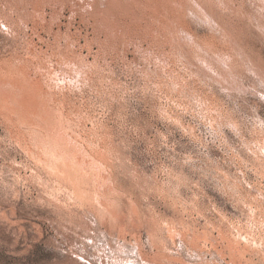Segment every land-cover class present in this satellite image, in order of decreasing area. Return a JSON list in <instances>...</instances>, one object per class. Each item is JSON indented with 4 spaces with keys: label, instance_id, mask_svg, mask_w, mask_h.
Segmentation results:
<instances>
[{
    "label": "rangeland",
    "instance_id": "rangeland-1",
    "mask_svg": "<svg viewBox=\"0 0 264 264\" xmlns=\"http://www.w3.org/2000/svg\"><path fill=\"white\" fill-rule=\"evenodd\" d=\"M0 113V264H264V0H0Z\"/></svg>",
    "mask_w": 264,
    "mask_h": 264
},
{
    "label": "bare ground",
    "instance_id": "bare-ground-1",
    "mask_svg": "<svg viewBox=\"0 0 264 264\" xmlns=\"http://www.w3.org/2000/svg\"><path fill=\"white\" fill-rule=\"evenodd\" d=\"M39 53H40V52H39ZM40 54H41V53H40ZM42 54H43V53H42ZM35 55H36V54H35ZM28 56H29V55H28ZM31 56H32V55H31ZM31 56H30V57H31ZM24 57H25V56H24ZM39 57H40V55H39ZM39 57H38V58H39ZM20 58H21V57H20ZM34 58H35V57H34ZM34 58L32 57V59H34ZM35 59H36V58H35ZM42 59H43V58H42ZM61 59H62V58H61ZM38 60H40V59H38ZM47 60H48V59H47ZM47 60H46V61H47ZM55 60H56V59H55ZM21 61H22V60H21ZM25 61H26V60H25ZM27 61H28V60H27ZM44 62H45V61H44ZM49 62H50V61H49ZM29 63H30V62H29ZM57 63H58V62H57ZM8 64H9V63H8ZM13 64H14V63H13ZM15 64H16V63H15ZM20 64H21V63H20ZM45 64H46V63H45ZM54 64H55V63H54ZM61 64H62V63H60V65H61ZM37 65H38V64H37ZM43 65H44V64H43ZM55 65H56V64H55ZM60 65H59V66H60ZM62 65H63V64H62ZM62 65H61V66H62ZM16 66H17V65H16ZM18 66H19V65H18ZM39 66H40V65H39ZM48 66H49V65H48ZM56 66H57V65H56ZM56 66H55V67H56ZM59 66H58V67H59ZM14 67H15V66H14ZM45 67H47V66H45ZM64 67H65V66H64ZM64 67H63V68H64ZM38 68H39V67H38ZM50 68L52 69V67H50ZM60 68H61V67H60ZM34 69H35V68H34ZM65 69H66V68H65ZM48 70H49V69H48ZM59 70H60V69H59ZM62 70H63V69H62ZM1 71H2V70H1ZM39 71H40V70H39ZM49 71H50V70H49ZM52 71H53V70H52ZM41 72H42V71H41ZM46 72H47V71H46ZM54 72H55V71H54ZM58 72H59V71H58ZM43 73H45V72H43ZM49 73H51V72H49ZM59 73H63V72H59ZM11 74H12V73H11ZM54 74H57V73H54ZM54 74H53V76H54ZM64 74H65V73H64ZM17 75H18V74H17ZM7 76H8V74H7ZM45 76H46V75H45ZM45 76H44V77H45ZM59 76H60V74H59ZM63 76H65V75H63ZM58 78H59V77H58ZM60 78H61V76H60ZM61 80H63V79H61ZM53 82L55 83L56 81H53ZM63 82H64V81H63ZM44 83H45V82H44ZM47 83H48V82H47ZM59 83H60V82H59ZM57 84H58V83H57ZM51 85H52V84H51ZM43 86H45V84H44ZM49 86H50V85H49ZM55 86H56V85H55ZM50 88H51V87H50ZM54 88H55V87H54ZM14 89H16V88H14ZM46 89H47V88H46ZM57 89H59V88H57ZM61 89H62V88H61ZM47 90H48V89H47ZM48 91H49V90H48ZM53 91H54V90H53ZM57 91H58V90H57ZM54 93H55V92H54ZM58 93H59V91H58ZM35 94H36V93H35ZM43 96H44V95H43ZM43 96H42V97H43ZM4 97H5V96H4ZM39 97H40V96H39ZM43 98H45V96H44ZM43 98H42V99H43ZM34 100H35V99H34ZM35 101H36V100H35ZM50 101H51V98H50ZM2 102H3V101H2ZM14 102H15V101H14ZM53 102H55V101H53ZM16 105H17V104H16ZM61 105H62V104H61ZM4 107H5V106H4ZM35 107H37V106H35ZM40 107L42 108L41 105H40ZM22 108H23V107H22ZM41 108H40V109H41ZM25 109H26V108H25ZM38 109H39V107H38ZM38 109H37V110H38ZM43 109H44V108H43ZM43 109H41V111H42ZM58 109H59V108H58ZM58 109H57V110H58ZM37 110H34V111H37ZM29 111H30V110H29ZM39 111H40V110H39ZM39 111H37V112L35 113V114H37L36 116H37V117H38V116L43 117L44 119L42 118V121L44 120L45 122H47V120H45L44 115H39V114H38ZM41 111H40V113H41ZM60 111H61V110H59V112H60ZM44 112H45V113H44ZM56 112H57V111H56ZM11 113H12V112H11ZM43 113H44V114H46V113L48 114V112H47V111H44V110H43V112H42L41 114H43ZM60 113H62V112H60ZM0 114H1V113H0ZM7 116H8V115H7ZM17 116H18V115H17ZM28 116H29V115H28ZM46 116H47V115H46ZM4 117H5V116H4ZM14 117H15V116H14ZM18 117H19V116H18ZM21 117H22V116H21ZM41 117H40V118H41ZM54 117H55V116H54ZM59 117H60V116H59ZM46 118H47V117H46ZM49 118H50V117H49ZM60 118H61V117H60ZM3 119H4V118H3ZM6 119H7V118H6ZM29 119H30V118H29ZM8 120H9V119H8ZM48 120H49V119H48ZM50 120H51V118H50ZM56 120H57V119H56ZM61 120H62V118H61ZM61 120H60V122H63V121H61ZM16 121H17V120H16ZM40 121H41V120H40ZM51 121H52V120H51ZM14 122H15V121H14ZM20 122H21V121H20ZM20 122H19V123H20ZM48 122H50V121H48ZM57 122H59V121H57ZM11 123H12V122H11ZM43 123H44V122H43ZM28 124H29V122H28ZM44 124H46V123H44ZM60 124H62V123H60ZM5 125H6V124H5ZM19 125H20V124H19ZM25 125H26V124H25ZM42 125H43V124H42ZM48 125L50 126L49 123H48ZM48 125H46V126H47V130L49 129V128H48ZM51 125H52V124H51ZM53 125H54V124H53ZM56 125L58 126V124H56ZM62 125H63V124H62ZM26 126H27V125H26ZM32 126H33V125H32ZM35 126H36V125H35ZM39 126H40V128L42 127V126L40 125V123H39ZM39 126H38V127H39ZM43 126H44V127L41 128L42 131H44V129H46V128H45V125H43ZM54 126H55V125H54ZM59 126H60V125H59ZM50 127H51V126H50ZM13 128H14V127H13ZM56 128H57V127H56ZM56 128H55V129H56ZM58 128L61 129V126L58 127ZM17 129H18V128H17ZM29 129H30V128H29ZM60 129H58V130H60ZM63 129H64V128H63ZM33 131H34V129H33ZM36 131H37V130H36ZM45 131H46V130H45ZM53 131H55V130H53ZM53 131H52V132H53ZM64 131H65V130H64ZM37 132H38V131H37ZM46 132H47V131H46ZM60 132H61V134H58L57 136L60 135V138H61V137L64 135V133L62 134V131H61V130L59 131V133H60ZM41 133H42V132H41ZM49 133H50V132H49ZM56 133H57V132H56ZM56 133H54V134H56ZM39 134H40V133H39ZM63 138H64V137H63ZM58 139H59V138H58ZM60 140H62V139H60ZM63 140H64V139H63ZM57 141H58V140H57ZM64 141H65V140H64ZM64 143H65V142H64ZM59 144H60V142H59ZM60 145L62 146V143H61ZM60 145H59V146H60ZM64 145H65V144H64ZM74 145H75V144H74ZM20 147H21V146H20ZM24 148H25V147H24ZM60 148L63 149L64 147L62 146V147H60ZM22 149H23V148H22ZM73 149H74V148H73ZM73 151H74V150H73ZM57 154H58V153H57ZM57 154H56V155H57ZM62 154H63V153H62ZM60 155H61V154H60ZM72 155H73V154H72ZM76 155H77V154H76ZM58 156H59V155H58ZM61 156H62V155H61ZM61 156H60V157H61ZM55 157H56V156H55ZM55 157H54V158L52 157V158L55 159ZM72 157H73V156H72ZM67 158H69V156H67ZM81 158H82V157H81ZM50 159H51V158H50ZM53 159H52L51 161H53ZM57 160H59V159H57ZM76 160H77V159H76ZM55 161H56V159L54 160V162H55ZM59 161H60V160H59ZM61 161H62V160H61ZM54 162H53V163H54ZM56 162H58V161H56ZM69 162H70V161H69ZM74 162H75V161H74ZM77 163H78V162H77ZM70 164H72V163H70ZM84 164H85V163H84ZM55 165H56V163H55ZM58 165H60V164H58ZM62 165H63V164H62ZM89 166H90V165H89ZM60 167H61V166H60ZM75 167H76V166H75ZM80 167H81V166H80ZM85 167H86V166H85ZM54 168H56V167H53V169H54ZM67 168H68V167H67ZM67 168H66V169H67ZM82 168H83V166H82ZM51 169H52V168L50 167L49 170H51ZM57 169H58V168H57ZM66 169H65V170H66ZM76 169H77V168H76ZM85 169H86V168H85ZM62 170H63V167H62ZM62 170H61V171H62ZM68 170H69V169H68ZM70 170H71V169H70ZM51 171H52V170H51ZM75 171H76V170H75ZM54 172H55V171H54ZM54 172H53V173H54ZM93 172H95V171H93ZM96 172H97V171H96ZM57 173H58V172H57ZM63 173H64V172L61 173L62 176L59 175V174H57V175H58V178H59V176H61V178H62L63 176H65L64 174H67L66 172H65L64 174H63ZM75 173H76V172H75ZM86 173H87V172H86ZM68 174H69V173H68ZM68 174H67V177H69ZM84 174H85V172H84ZM57 175H55V176H57ZM69 175H70V174H69ZM72 175H73V174H72ZM76 175H77V174H76ZM76 175H75V177H74V176H73V177L77 179L78 177H76ZM82 175H83V174H82ZM82 175H81V177H82ZM92 175H93V174H92ZM53 176H54V175H53ZM78 176H79V175H78ZM87 176H88V175H87ZM79 177H80V176H79ZM89 177H90V176H89ZM71 178H72V177H71ZM83 178H85V177H83ZM96 178H97V177H96ZM56 179H57V178H56ZM76 179H75V180H76ZM88 179H90V178H88ZM97 179H98V178H97ZM62 180H64V179H62ZM81 180H82V178H81ZM60 181H61V180H60ZM77 181H78V180H77ZM77 181H76V182H77ZM82 181H83V180H82ZM84 182L86 183V181H84ZM92 183H93V182H92ZM81 184H84V183H81ZM81 184H80V185H81ZM78 185H79V184H78ZM85 185H86V184H85ZM85 185H84V186H85ZM76 186H77V184H76ZM81 187H82V185H81ZM74 188H75V187H74ZM79 188H80V186H79ZM72 191H73V190H72ZM75 191H76V190H75ZM79 192H80V191H79ZM88 193H89V191H88ZM89 194H90V193H89ZM110 194H111V193H110ZM74 195H75V194H74ZM92 195H94V194H92ZM77 196H79V195H77ZM89 196H90V195H89ZM81 197H82V196H81ZM78 198H79V197H78ZM78 198H77V199H78ZM87 198H90V197L87 196ZM81 199H82V198H81ZM89 200H91V199H89ZM93 200H94V203H95V201H96L95 198H93L92 201H93ZM83 201H84V200H83ZM84 202H85V201H84ZM84 202H83V203H84ZM86 202H87V201H86ZM81 203H82V202H81ZM89 203H90V202H89ZM89 203H88V204H89ZM98 203H99V202H98ZM90 204H91V203H90ZM92 204H93V203H92ZM104 212H105V211H104ZM109 213H110V212H109ZM108 217H109V216H108ZM112 217H113V216H112ZM171 237H172V236H171ZM171 237H170V238H171ZM202 242H203V241H202Z\"/></svg>",
    "mask_w": 264,
    "mask_h": 264
}]
</instances>
